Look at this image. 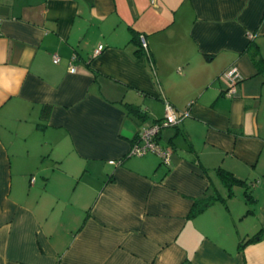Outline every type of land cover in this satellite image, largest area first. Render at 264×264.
Segmentation results:
<instances>
[{
	"label": "crops",
	"instance_id": "0c3cea01",
	"mask_svg": "<svg viewBox=\"0 0 264 264\" xmlns=\"http://www.w3.org/2000/svg\"><path fill=\"white\" fill-rule=\"evenodd\" d=\"M252 43L264 58V0H0V264H264ZM167 104L188 112L158 135L171 164L127 155ZM218 167L252 199L236 184L189 215L226 195Z\"/></svg>",
	"mask_w": 264,
	"mask_h": 264
},
{
	"label": "built area",
	"instance_id": "2783aa9c",
	"mask_svg": "<svg viewBox=\"0 0 264 264\" xmlns=\"http://www.w3.org/2000/svg\"><path fill=\"white\" fill-rule=\"evenodd\" d=\"M249 36H252V34H249ZM139 40L143 52L150 59L148 43L145 37L143 35H140ZM101 49L102 45H98L95 53L99 52ZM74 58L75 54H72L71 61ZM53 61H58V58L54 56ZM70 67L72 71L75 70V67L73 65H70ZM221 78L225 80L227 84V88L225 89L224 94L227 96H232L235 91V85L240 79L238 70L234 66H232L222 73ZM186 115H188L187 111H183L179 115L175 114L173 109L167 104L165 117L152 122L147 127L140 129L137 133L136 138L131 144V148L128 154L140 155L148 151L154 152L159 156L162 164L166 166L170 165L172 160V147L169 145L161 144L158 135L161 132V129L178 124L179 121ZM109 162L114 163L115 161L110 160ZM33 179L34 178L32 177L31 181H33Z\"/></svg>",
	"mask_w": 264,
	"mask_h": 264
},
{
	"label": "trees",
	"instance_id": "16d2710c",
	"mask_svg": "<svg viewBox=\"0 0 264 264\" xmlns=\"http://www.w3.org/2000/svg\"><path fill=\"white\" fill-rule=\"evenodd\" d=\"M137 40H138V43H139L138 36H137ZM250 46H251L250 53H251L252 58L255 60V62L258 64L259 67L264 68V58H262L259 50L257 49V46H255V43L254 44L252 43ZM139 50L140 51L142 50L141 46H140ZM127 107H128V111L130 113L136 114V115L139 114L140 110L136 106L128 105ZM47 112H48V106H45L44 110H43V118L44 119L47 117ZM136 136H137V134H136ZM136 136H135V138H136ZM134 139H133V141H134ZM133 141H132V143H133ZM127 155H129V154H127ZM216 172H217V175H218L220 181L226 187V190H227L226 195L224 197L222 195H220V194L204 195V196H202L200 198L195 199L193 204H192V207H191L189 215H191V216L195 215L196 213L201 211L205 206L209 205L210 202L213 201V200H216L218 198L224 199L225 197L232 196L233 195L232 187L234 185H236V184L242 185V186L245 185L244 184V180L239 179L236 176H234L231 171H228V170H226V169H224L222 167H218L216 169ZM243 193H244V196H245L246 199H252L251 196H250V193L248 191V186H244V192ZM253 237L254 236H252L251 238L245 240L244 244L249 242V241L254 240Z\"/></svg>",
	"mask_w": 264,
	"mask_h": 264
},
{
	"label": "rangeland",
	"instance_id": "374dc122",
	"mask_svg": "<svg viewBox=\"0 0 264 264\" xmlns=\"http://www.w3.org/2000/svg\"><path fill=\"white\" fill-rule=\"evenodd\" d=\"M80 186H81L80 184L77 186V191L80 190Z\"/></svg>",
	"mask_w": 264,
	"mask_h": 264
}]
</instances>
